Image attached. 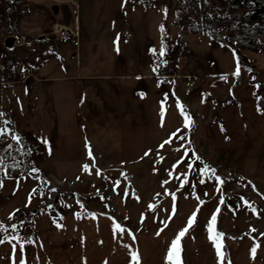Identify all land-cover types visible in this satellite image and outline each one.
I'll list each match as a JSON object with an SVG mask.
<instances>
[{
    "label": "rangeland",
    "instance_id": "rangeland-1",
    "mask_svg": "<svg viewBox=\"0 0 264 264\" xmlns=\"http://www.w3.org/2000/svg\"><path fill=\"white\" fill-rule=\"evenodd\" d=\"M31 1L14 45L43 35L54 49L0 104L47 159L3 169L0 264H169L194 214L183 264H264V53L185 33L179 0ZM164 31L170 46L181 35L174 65Z\"/></svg>",
    "mask_w": 264,
    "mask_h": 264
},
{
    "label": "trees",
    "instance_id": "trees-1",
    "mask_svg": "<svg viewBox=\"0 0 264 264\" xmlns=\"http://www.w3.org/2000/svg\"><path fill=\"white\" fill-rule=\"evenodd\" d=\"M135 3L148 8L154 0H135ZM32 4L31 0H0V37L19 33ZM174 23L182 26L185 33H206L213 44L226 43L236 50L264 53V0H179V16ZM165 32L162 40L167 62L174 65L181 53L177 49L181 35L170 46ZM20 36L21 41L16 45L0 52V87L31 81V74L53 52L54 45L46 36ZM0 114V129L4 131L0 137V182L5 168L18 175L41 172L39 165L47 159L43 141L30 132L16 135L10 113L2 104Z\"/></svg>",
    "mask_w": 264,
    "mask_h": 264
},
{
    "label": "snow or ice",
    "instance_id": "snow-or-ice-1",
    "mask_svg": "<svg viewBox=\"0 0 264 264\" xmlns=\"http://www.w3.org/2000/svg\"><path fill=\"white\" fill-rule=\"evenodd\" d=\"M161 54H163V53H161ZM0 115H2V114H0ZM189 123H190V121H189ZM186 126H187V124H186ZM3 135H4V131L2 129H0V137H2ZM165 143H170V141H165ZM161 147H163V145H161ZM89 155L91 156V151L89 152ZM191 167H192V165L189 164V168H191ZM84 169H85V171H88V165H84ZM202 171L207 172L208 171L207 167H205ZM212 171L214 174L215 170H212ZM97 174H99V172ZM216 179L218 181L220 180L219 177H216ZM201 183H203V181H201ZM221 183H222V181H221ZM117 184H118V182H117ZM149 207L152 208L153 206L150 205ZM194 220H195V214L193 215V217H191L189 219L188 227L185 228L184 230H182L179 233V235L176 237V239L172 242L170 249H169V252H168V255H167V260H168L169 264H183V261L181 258L182 249H181V245H180V240L187 233L188 229L191 228ZM215 222H216V217L213 216L211 225L209 227L210 233L214 231L213 226L215 225ZM120 231H123V229H120ZM222 236H223L222 233H216L215 236H210V239H213V242L215 243L218 254L220 253V250L222 248V243H221ZM0 242H3V241H0ZM252 252L254 255L255 254V248L252 249ZM132 258L136 262V264H139V256L137 253H133Z\"/></svg>",
    "mask_w": 264,
    "mask_h": 264
},
{
    "label": "built area",
    "instance_id": "built-area-1",
    "mask_svg": "<svg viewBox=\"0 0 264 264\" xmlns=\"http://www.w3.org/2000/svg\"><path fill=\"white\" fill-rule=\"evenodd\" d=\"M56 30H58V31L64 30V33H67L66 27L61 26V25H57ZM125 37H127V34H125ZM197 81H198L197 75H189L187 84L184 87V93L190 94L193 91V89L195 88ZM4 108L7 109V111L9 113H11V111H12L11 109H8L6 106H4Z\"/></svg>",
    "mask_w": 264,
    "mask_h": 264
},
{
    "label": "water",
    "instance_id": "water-1",
    "mask_svg": "<svg viewBox=\"0 0 264 264\" xmlns=\"http://www.w3.org/2000/svg\"><path fill=\"white\" fill-rule=\"evenodd\" d=\"M52 10H53L54 13H56L57 12V6L54 5L52 7ZM42 36L43 35H40L39 38H41ZM15 41H16V37L15 36H8V37H6L4 39V47L6 49L12 48L14 46V44H15Z\"/></svg>",
    "mask_w": 264,
    "mask_h": 264
},
{
    "label": "crops",
    "instance_id": "crops-1",
    "mask_svg": "<svg viewBox=\"0 0 264 264\" xmlns=\"http://www.w3.org/2000/svg\"><path fill=\"white\" fill-rule=\"evenodd\" d=\"M65 27V26H64Z\"/></svg>",
    "mask_w": 264,
    "mask_h": 264
}]
</instances>
